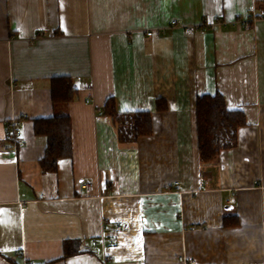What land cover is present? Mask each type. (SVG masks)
Here are the masks:
<instances>
[{"label":"crops","instance_id":"0c3cea01","mask_svg":"<svg viewBox=\"0 0 264 264\" xmlns=\"http://www.w3.org/2000/svg\"><path fill=\"white\" fill-rule=\"evenodd\" d=\"M57 77L77 89L67 106L53 104ZM217 92L248 125L201 163L197 97ZM111 97L119 113L151 112L153 135L122 144L98 111ZM55 115L71 117L73 153L53 173L33 120ZM74 240L86 252L65 257ZM181 256L264 264V0H0V264Z\"/></svg>","mask_w":264,"mask_h":264},{"label":"trees","instance_id":"16d2710c","mask_svg":"<svg viewBox=\"0 0 264 264\" xmlns=\"http://www.w3.org/2000/svg\"><path fill=\"white\" fill-rule=\"evenodd\" d=\"M52 101L55 105H68L74 101L77 89L74 81L67 77L53 78L51 82ZM157 111H167L166 102L157 101ZM196 124L198 152L201 163H210L218 159L223 151L238 146L239 131L248 125L243 110H231L219 92L214 95L197 97ZM102 113L110 118L117 128L118 139L122 144L137 143L141 137H149L154 133L153 115L149 111L119 113L115 98L111 97L105 104ZM70 115H55L51 118L33 120L36 136L47 137V148L41 160L45 172L57 171L61 159H69L73 153L72 129ZM228 223H225L227 226ZM79 240L66 241L64 256L85 253Z\"/></svg>","mask_w":264,"mask_h":264},{"label":"built area","instance_id":"2783aa9c","mask_svg":"<svg viewBox=\"0 0 264 264\" xmlns=\"http://www.w3.org/2000/svg\"><path fill=\"white\" fill-rule=\"evenodd\" d=\"M254 19L255 18L244 19V20L240 21V23L245 30H250L252 27V23H253ZM210 25L214 29L215 25L214 24H210ZM188 32L189 33L192 32V29L191 28L188 29ZM156 34H157V32L155 30L148 31L146 33V35L148 37L155 36ZM98 111L101 112L100 109H98ZM14 125H15V123H12V125H11L12 130L7 132V134L5 136V141L7 143L6 148H12L14 150H19L25 146V142L23 139V132L19 128L15 127ZM178 184L179 183L177 182L176 185H178ZM122 229H123V227L118 226L117 231H121ZM179 261L182 264H195V261L193 259H191V258L187 259L184 256L179 257ZM25 264H31V263L27 262Z\"/></svg>","mask_w":264,"mask_h":264},{"label":"rangeland","instance_id":"374dc122","mask_svg":"<svg viewBox=\"0 0 264 264\" xmlns=\"http://www.w3.org/2000/svg\"><path fill=\"white\" fill-rule=\"evenodd\" d=\"M102 111V110H101ZM179 183V182H178ZM175 185H176V183H175Z\"/></svg>","mask_w":264,"mask_h":264},{"label":"water","instance_id":"95a60500","mask_svg":"<svg viewBox=\"0 0 264 264\" xmlns=\"http://www.w3.org/2000/svg\"><path fill=\"white\" fill-rule=\"evenodd\" d=\"M230 208V207H229Z\"/></svg>","mask_w":264,"mask_h":264}]
</instances>
